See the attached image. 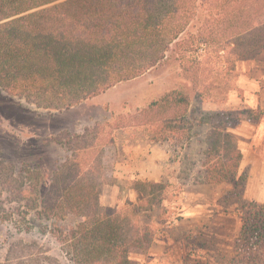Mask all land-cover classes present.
<instances>
[{"label": "trees", "instance_id": "1", "mask_svg": "<svg viewBox=\"0 0 264 264\" xmlns=\"http://www.w3.org/2000/svg\"><path fill=\"white\" fill-rule=\"evenodd\" d=\"M201 17L207 18L204 26H198ZM171 45L185 47L181 53L187 62L188 53L197 57L198 50L209 53L214 46L218 53L228 46L237 48L232 55L255 61L264 55V0H0V89L46 111L71 109L144 75L168 57ZM189 104L186 94L167 93L129 116L131 120L118 117L108 133L121 129L119 121L125 120L128 126L141 125L139 119L154 126L164 113L163 122L171 129L186 116ZM103 129L96 124L73 134L70 144L56 141L65 146V160L56 166L50 183L41 184L61 193L54 197L44 192L37 199L47 218L79 217L67 231L52 224L71 264H139L138 257L176 218L169 217L162 183L135 181L134 202L125 201L120 209L100 205L101 177L93 166L99 172L102 168L93 164V153L95 141L106 133ZM89 138L91 142L78 143ZM207 139L206 160L212 153L219 155L223 145L221 159L226 162L220 172L225 169L230 175L210 182L242 185L246 175L235 178L242 153L232 136L213 128ZM37 179L28 175L23 182L32 190ZM237 211L241 228L226 244L230 254L207 232L209 226L201 224L179 238L182 264L191 259V264H264V205L250 201Z\"/></svg>", "mask_w": 264, "mask_h": 264}, {"label": "rangeland", "instance_id": "2", "mask_svg": "<svg viewBox=\"0 0 264 264\" xmlns=\"http://www.w3.org/2000/svg\"><path fill=\"white\" fill-rule=\"evenodd\" d=\"M206 20L199 18L198 26H204ZM215 47L209 53L198 50L197 57L188 53L187 62L181 53L185 47L171 45L168 57L144 75L62 111L37 108L0 89V264H71L52 224L67 231L75 228L79 217L47 218L37 198L61 193L51 189V184L46 189L41 184L50 183L56 166L65 160V146L56 141L70 144L73 134L80 135L96 124L104 126L106 132L101 141H95L93 153V164L96 161L102 168L99 172L93 166L101 177L100 205L120 209L125 201L134 202L138 196L135 181H148L140 179V170L150 174L160 171L158 182L165 185L169 197V217L171 221L176 218L172 228H164L145 255L138 257L139 264H182L184 249L179 238L201 224L209 226L207 232L213 234L219 247L228 248L226 244L241 228L237 208L250 202L244 197L246 178L242 185L210 182L230 175L225 169L220 172L226 162L221 159L223 145L219 155L212 153L206 160L207 135L213 128L221 129L237 145L264 138L258 133L259 127L264 130V119H255L264 114V55L255 61H241L232 55L237 48L228 46L224 53H218ZM173 91L186 94L190 104L186 116L171 129L163 122L165 113L155 118L154 126L140 119L136 122L141 125H126L129 116H136ZM121 116L127 118L119 121L122 128L108 133ZM84 140L92 141L78 143L83 145ZM153 163H161V167L157 169ZM28 175L38 178L36 189L23 182ZM239 175L237 170L235 178ZM210 250L215 255L214 248ZM228 251L230 254L232 249ZM186 263L191 264L192 259Z\"/></svg>", "mask_w": 264, "mask_h": 264}, {"label": "crops", "instance_id": "3", "mask_svg": "<svg viewBox=\"0 0 264 264\" xmlns=\"http://www.w3.org/2000/svg\"><path fill=\"white\" fill-rule=\"evenodd\" d=\"M259 116L260 117H258L257 120L263 121V112H261ZM259 132L264 134V130L260 127L258 129V133ZM237 147L242 153L238 166V172L246 175L244 197L249 201H254L264 205V138L260 137V139H250L248 140V143L237 145ZM153 164L157 167V169H159L161 163ZM160 175V171L155 174H150L142 169L140 170L139 177L140 179L159 183L158 181H160Z\"/></svg>", "mask_w": 264, "mask_h": 264}]
</instances>
